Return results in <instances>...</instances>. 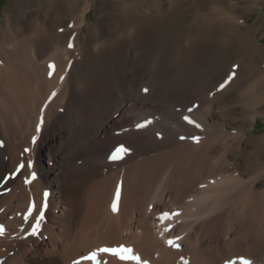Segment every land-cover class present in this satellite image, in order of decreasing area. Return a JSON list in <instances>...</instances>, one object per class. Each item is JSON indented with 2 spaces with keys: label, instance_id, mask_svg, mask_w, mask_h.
Instances as JSON below:
<instances>
[{
  "label": "bare ground",
  "instance_id": "6f19581e",
  "mask_svg": "<svg viewBox=\"0 0 264 264\" xmlns=\"http://www.w3.org/2000/svg\"><path fill=\"white\" fill-rule=\"evenodd\" d=\"M60 10L13 0L0 21V264H264V168L249 174L264 135L247 134L257 106L231 90L243 71L214 75L222 90L210 96L165 70L162 30L116 36L108 11L86 45L108 63L75 65L87 8L51 32ZM121 246L140 259L99 251Z\"/></svg>",
  "mask_w": 264,
  "mask_h": 264
},
{
  "label": "rangeland",
  "instance_id": "374dc122",
  "mask_svg": "<svg viewBox=\"0 0 264 264\" xmlns=\"http://www.w3.org/2000/svg\"><path fill=\"white\" fill-rule=\"evenodd\" d=\"M12 1L0 0V21L5 20ZM42 1L46 7L61 8L62 16L52 23L51 32H62L63 28L71 27L72 21L79 19L87 8V19L79 39L83 53L76 58L75 65H85L88 60L99 68L108 63V54L94 56L92 51L88 53L86 46L93 25L106 11L112 17L116 36L132 32L136 27L137 32L149 42L151 32L162 30L164 40L160 44L159 55L165 70L169 74L182 73L202 89L209 88L210 96L222 90V86L213 81L214 75L226 73L237 64L246 77L237 81L231 90L235 94L248 95L246 103L257 106L258 111L257 119L248 116L246 132L255 139L264 135V0H108L104 5V0ZM27 5L28 11L35 7L32 2ZM147 18L151 20L148 22ZM196 34H200L201 39L190 49L188 42ZM254 40L258 41V50ZM53 47L51 44L44 50V57ZM152 72L153 69L149 68L144 78L148 79ZM237 112H242L241 107ZM242 158L239 152L233 167ZM263 166L264 161L256 164L249 174H256Z\"/></svg>",
  "mask_w": 264,
  "mask_h": 264
},
{
  "label": "snow or ice",
  "instance_id": "6c2138e0",
  "mask_svg": "<svg viewBox=\"0 0 264 264\" xmlns=\"http://www.w3.org/2000/svg\"><path fill=\"white\" fill-rule=\"evenodd\" d=\"M61 31H62V30H61ZM72 46H73V45H72V43L70 42V43H69V47H72ZM51 67L54 68L55 65H51ZM237 67H238V66H237ZM234 74H235V73H233V75H234ZM229 79H231V77H229ZM144 91L147 92L148 89H144ZM184 118H185L186 120H188L189 123L195 124L196 127H201V125L197 124L196 121H194V120L191 119V117H187V116H186V117H184ZM43 123H44V121H43V117H41L40 125H38V128H39L40 126H42ZM146 123H149V122H145V124H140V125H138V127H144V126H146ZM192 138L195 139L197 142H199V139H200L199 137H192ZM35 140H36V137H33V142H35ZM2 144H3V142L0 141V145H2ZM127 151H128V149L121 145V146L116 150L115 154L112 155L111 159H113V160H115V159H120V158H122V157H121V153H126ZM21 167H23V165H21ZM35 178H36V173L33 172V173H32V179H35ZM47 196H48V193L45 192V193H44V197H45L44 207H47V203H46ZM118 199H119V193H117V201H118ZM33 207H35V205H33ZM113 208H114V210H115L116 205H113ZM170 215H171L170 213H163V214H162L163 218H168ZM42 217H43V213L41 212V213H40V218H42ZM38 228H39V223H37L36 227L33 228V231H32V234H33V235L37 234V229H38ZM0 234H2V233H0ZM176 239H179V237H177ZM168 243H169L170 245H172L173 247H176V248H179V247H180V245L177 244V243L175 242V240H169ZM99 251L111 252V253H113L114 255H120L121 259H137V260L140 259L138 256H135V255H129V256H125V255H123V253H131V252H132V249L127 248V247H123V246L118 247V248H103V249H100ZM96 255H97V253H92L90 258L95 259V258H96ZM241 259H245V258L241 257ZM142 264H148V262H147V261H143ZM245 264H252V262H251L250 260H245Z\"/></svg>",
  "mask_w": 264,
  "mask_h": 264
}]
</instances>
